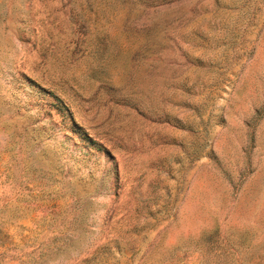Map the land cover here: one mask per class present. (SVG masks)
<instances>
[{
    "label": "rangeland",
    "instance_id": "obj_1",
    "mask_svg": "<svg viewBox=\"0 0 264 264\" xmlns=\"http://www.w3.org/2000/svg\"><path fill=\"white\" fill-rule=\"evenodd\" d=\"M0 264H264V0H0Z\"/></svg>",
    "mask_w": 264,
    "mask_h": 264
}]
</instances>
